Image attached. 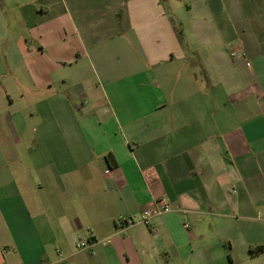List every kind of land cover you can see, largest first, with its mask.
<instances>
[{
  "label": "crops",
  "instance_id": "0c3cea01",
  "mask_svg": "<svg viewBox=\"0 0 264 264\" xmlns=\"http://www.w3.org/2000/svg\"><path fill=\"white\" fill-rule=\"evenodd\" d=\"M0 264H264V0H0Z\"/></svg>",
  "mask_w": 264,
  "mask_h": 264
},
{
  "label": "built area",
  "instance_id": "2783aa9c",
  "mask_svg": "<svg viewBox=\"0 0 264 264\" xmlns=\"http://www.w3.org/2000/svg\"><path fill=\"white\" fill-rule=\"evenodd\" d=\"M232 55L233 56L237 55V52L233 51L232 52ZM169 209H170V207L168 205H162L160 208H158L157 213H164V212L169 211ZM154 215H155V211L152 208H150V207H146V208H144L142 210L139 220H136L133 217L125 218L123 216H121L119 218V220L122 221V222H124V224L126 226H133V225H135L137 223H143L145 225H149V224H151V220H152V218H153ZM186 226L187 227H190L189 224H186ZM87 244L88 243L85 242V241H80L78 243V246L79 247H85V246H87Z\"/></svg>",
  "mask_w": 264,
  "mask_h": 264
}]
</instances>
